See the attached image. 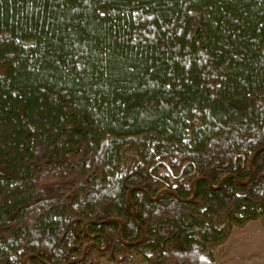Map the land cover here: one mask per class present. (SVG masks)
<instances>
[{
    "label": "trees",
    "instance_id": "trees-1",
    "mask_svg": "<svg viewBox=\"0 0 264 264\" xmlns=\"http://www.w3.org/2000/svg\"><path fill=\"white\" fill-rule=\"evenodd\" d=\"M262 218L264 0H0V264H218Z\"/></svg>",
    "mask_w": 264,
    "mask_h": 264
},
{
    "label": "rangeland",
    "instance_id": "rangeland-1",
    "mask_svg": "<svg viewBox=\"0 0 264 264\" xmlns=\"http://www.w3.org/2000/svg\"><path fill=\"white\" fill-rule=\"evenodd\" d=\"M227 239L215 250L218 264H264V218L248 222L243 228H231ZM98 264L113 263L102 259ZM126 264L147 263L135 254Z\"/></svg>",
    "mask_w": 264,
    "mask_h": 264
},
{
    "label": "water",
    "instance_id": "water-1",
    "mask_svg": "<svg viewBox=\"0 0 264 264\" xmlns=\"http://www.w3.org/2000/svg\"><path fill=\"white\" fill-rule=\"evenodd\" d=\"M255 155H256V154H254L253 157H254ZM253 157H252V158H253ZM253 160H254V158L252 159V161H253ZM143 237H144V232H143Z\"/></svg>",
    "mask_w": 264,
    "mask_h": 264
}]
</instances>
